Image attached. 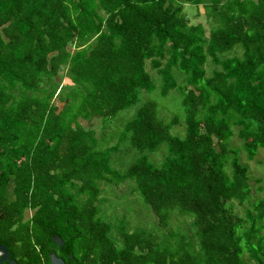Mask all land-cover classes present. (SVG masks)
<instances>
[{"label":"trees","instance_id":"1","mask_svg":"<svg viewBox=\"0 0 264 264\" xmlns=\"http://www.w3.org/2000/svg\"><path fill=\"white\" fill-rule=\"evenodd\" d=\"M183 5L202 7L207 35ZM146 63L161 97L180 96L184 136L146 101L97 148L79 121L136 105L153 90ZM233 127L248 161L264 150V0H0V245L16 264H264V192L229 146ZM123 142L135 156L117 172ZM125 181L154 232L98 217V184ZM173 211L192 218L187 236L167 229Z\"/></svg>","mask_w":264,"mask_h":264},{"label":"rangeland","instance_id":"2","mask_svg":"<svg viewBox=\"0 0 264 264\" xmlns=\"http://www.w3.org/2000/svg\"><path fill=\"white\" fill-rule=\"evenodd\" d=\"M198 8H200V10ZM201 8V6L195 7L193 5H183L182 13L188 19L189 24H202L205 30V35H207L208 26L203 17V10ZM241 52L242 50L239 47H235L231 52L222 54L224 56L221 57H239ZM215 68L217 69L218 67L210 65L207 61L204 66L205 75L209 76ZM145 71L153 85V90L151 92L139 90L138 103L136 105L117 112L110 119L94 117L87 122L79 121L85 128L92 127L97 139V148L104 149L107 146L116 143L123 125L133 118L138 106L146 101L155 102L157 106V116L163 122H168L173 116L178 119V123L170 128V135L178 138L184 136V110L180 104V96L175 90H172L169 91L166 96L161 97L159 93L161 85L159 76L155 71L149 68L148 63H146ZM175 76L177 81L180 82L182 77L180 75L177 76V74H175ZM68 84V80L62 78L60 86ZM231 130L232 135L228 140L229 146L238 149L237 160L239 163L247 167L249 179L251 181L254 179L260 181L257 186L261 187V191L256 193V197H260L264 192V150L258 148L255 152L254 158L251 161H248L245 153L241 150V140H239L235 134L236 128L233 127ZM129 150L126 142L120 144L119 150L110 158L111 169L117 172H123L127 168L135 156V152ZM166 156L167 149L165 145H160L154 153L147 154L150 163L155 166H159ZM98 185L100 188V198L102 200L99 205L98 215L101 221L110 224L113 227V230L117 229L121 224L120 222H122V225L130 232L134 230L154 232L153 214L148 205H146L134 191L133 182L125 181L117 187L104 183H99ZM245 207L246 205L239 207L234 203L233 211L235 214L242 216ZM29 214L30 212H26L25 216L28 217ZM191 220L192 218L189 215H181L176 211H173L170 215L167 229H171L172 231H175V233L187 236L192 231L189 227Z\"/></svg>","mask_w":264,"mask_h":264},{"label":"water","instance_id":"3","mask_svg":"<svg viewBox=\"0 0 264 264\" xmlns=\"http://www.w3.org/2000/svg\"><path fill=\"white\" fill-rule=\"evenodd\" d=\"M0 218H1V215H0ZM53 241L57 245L61 243L57 237L53 238ZM0 252H1L0 264H16L14 261H12L9 258V253L6 250L5 246L0 245ZM49 264H64V262L60 258L56 257L54 254H50Z\"/></svg>","mask_w":264,"mask_h":264},{"label":"flooded vegetation","instance_id":"4","mask_svg":"<svg viewBox=\"0 0 264 264\" xmlns=\"http://www.w3.org/2000/svg\"><path fill=\"white\" fill-rule=\"evenodd\" d=\"M64 264H70V262H68V263H65V262H64Z\"/></svg>","mask_w":264,"mask_h":264},{"label":"built area","instance_id":"5","mask_svg":"<svg viewBox=\"0 0 264 264\" xmlns=\"http://www.w3.org/2000/svg\"><path fill=\"white\" fill-rule=\"evenodd\" d=\"M0 256H1V252H0Z\"/></svg>","mask_w":264,"mask_h":264},{"label":"crops","instance_id":"6","mask_svg":"<svg viewBox=\"0 0 264 264\" xmlns=\"http://www.w3.org/2000/svg\"><path fill=\"white\" fill-rule=\"evenodd\" d=\"M200 10V8H198ZM202 9V8H201Z\"/></svg>","mask_w":264,"mask_h":264}]
</instances>
